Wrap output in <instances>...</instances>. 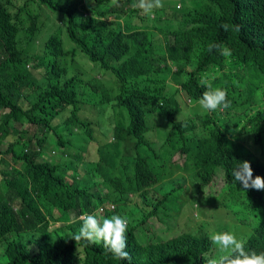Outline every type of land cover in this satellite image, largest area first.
Here are the masks:
<instances>
[{"label": "trees", "instance_id": "1", "mask_svg": "<svg viewBox=\"0 0 264 264\" xmlns=\"http://www.w3.org/2000/svg\"><path fill=\"white\" fill-rule=\"evenodd\" d=\"M77 1L87 13L67 0H0V264H129L102 242L75 241L88 214L127 219L131 264H201L206 247L198 235L144 245L136 234L140 227L147 236L159 212L182 210L169 201L181 185L203 212L202 188L218 170L223 187L206 203L221 199L250 221L245 249L264 252V190L244 189L232 175L247 160L253 178H264V0H188L170 13L162 8L163 18L135 8L132 16L133 0ZM218 2L230 14L211 10ZM44 8L66 16L72 58L79 51L111 74L110 94H92L99 87L66 66L61 39L51 36L42 52L27 53ZM213 44L231 56L208 51ZM202 80L226 89L231 106L203 110ZM97 115L110 120L100 137L105 125ZM152 120L162 144L147 135L155 133ZM72 135L83 145L65 153ZM46 142L57 160L44 155ZM176 153L183 166L171 161Z\"/></svg>", "mask_w": 264, "mask_h": 264}, {"label": "rangeland", "instance_id": "2", "mask_svg": "<svg viewBox=\"0 0 264 264\" xmlns=\"http://www.w3.org/2000/svg\"><path fill=\"white\" fill-rule=\"evenodd\" d=\"M60 3H64L65 0H54ZM68 3H79V10L82 12L87 13L85 7L77 0H67ZM201 2L198 1L197 4ZM177 3V4H176ZM179 3V4H178ZM131 9L135 8L137 9L138 13L145 14L141 8L138 6V0H133L132 3H130ZM178 5H181L182 7L190 6L188 3V0H163V7L165 8L167 13H170L172 11L171 8H174ZM162 8L154 9L150 17L153 15L164 17V12ZM159 9V10H158ZM184 9V8H183ZM158 10V11H157ZM211 10L219 13L228 15L230 14V11L225 10L223 5L218 2L217 4H214L211 8ZM137 11L129 10L130 14L132 16L138 14ZM157 11V12H156ZM156 12V14H154ZM39 18L36 22L37 25V31L35 34V37L33 41L30 43L27 49V53L30 55L32 53H40L42 52L44 48L45 41L50 38L51 36H54L58 39H61L62 41V47L64 51L66 52V66L73 72L77 74H82L83 77L87 80H91L93 84L97 85L99 89H97L96 92H92V94L100 95L101 91H106L109 93L105 88H107L110 85V82L112 80V76L109 72H106L102 70L97 64L89 61L82 53L77 51L75 53L74 58H72V51L76 48L75 42L68 37L67 33L65 32V20L66 16L63 14H60L59 12H55L50 10L49 8H44L39 10ZM181 13V12H178ZM101 18V17H98ZM176 22V21H174ZM176 25V24H175ZM170 42H172V39L170 38ZM32 65V62L30 63V66ZM110 94V93H109ZM63 112H68V110H65ZM99 119L103 120V124L105 126H99V130L97 132V137H100L103 134H106L109 131V122L110 120H105L102 116H96ZM153 127L151 132H155L153 135H148L151 139L155 137L157 140H160L162 144L163 137L160 133L161 128L158 127L155 124V120H152L148 123V126ZM228 139H230L228 137ZM7 141L3 140L2 145H6ZM70 147H67V153L73 154L75 151H80V146L83 145V142L81 140L80 135H72L70 143H68ZM46 150L44 155L49 157V159L57 160L59 157H52L56 156L59 152L54 150L56 148H53L51 143L46 142ZM87 146V145H86ZM2 149V147H1ZM76 149V150H75ZM55 151V152H54ZM51 153V155H50ZM115 159L114 161H116ZM172 162L178 163L180 166H183L184 164V156L182 154H174L171 158ZM192 186V184L190 183ZM188 185H181L178 187L169 197V201L176 199L177 197L180 199L179 204L180 208L182 209L180 212V215L178 217H168L165 212L161 211L158 213L157 217L155 219H150L149 223L151 224L152 228L151 231L157 233L155 235L153 233L151 242L157 243V242H164V243H171V242H180L183 240H186L190 236H196L201 234L202 232H206L209 236L214 235L216 233H222V232H231L235 233L238 238H241L243 240H246L249 233L252 231V225L250 224V221L246 220L245 223L241 222L240 219L233 214V212L228 209L226 206H223V202L221 199L218 201V203H206V199L209 197V192H212L214 194H218L222 187H223V177L220 170L217 171L215 176L213 177V180L209 183L207 188H202L203 193V212L196 209V206L198 204L197 200H193L190 197H188L186 188ZM183 192L187 198L188 203L184 205V197H179V195ZM261 200L264 203V194L261 197ZM201 202V201H200ZM193 204V205H192ZM192 205V206H191ZM242 207L241 204H238V208ZM184 214H188L186 224H183V219L180 218V216H183ZM247 223V224H246ZM179 228H177V226ZM162 228V229H160ZM129 229V226H128ZM137 236H140L139 233H137ZM210 240V239H208ZM142 242L144 244H147L149 241L142 239ZM206 247V245H209L207 249L203 250V253L205 255L213 254L217 251V247L213 245L210 242H204L202 247Z\"/></svg>", "mask_w": 264, "mask_h": 264}, {"label": "clouds", "instance_id": "3", "mask_svg": "<svg viewBox=\"0 0 264 264\" xmlns=\"http://www.w3.org/2000/svg\"><path fill=\"white\" fill-rule=\"evenodd\" d=\"M112 2L114 5L118 6V0H112ZM134 6L141 8L145 14L151 15L154 9L163 7V0H138V5ZM221 27L225 31H228L230 26L228 24H222ZM214 48L217 49L222 56L229 57L232 54L229 48L217 44L209 45L208 51L211 52ZM201 84L207 89L202 93L198 100V104L203 110L207 112H215L217 110L227 109L231 106V101L227 98L226 89H212L208 86L207 80H202ZM63 152L67 153L66 151ZM232 175L235 178V181H240L242 183L244 189L254 188L256 190H264V178L258 175L253 178V169L250 162L247 160L241 162L237 168L234 169ZM174 200H176L180 208V199L177 197ZM215 203L220 204L218 200ZM179 213L180 209L172 216L178 217ZM167 216L172 217L170 215ZM156 217L154 216L151 219H155ZM81 220L82 227L80 228L79 233L73 236L75 241L84 239L94 245H98L102 242L107 253H110L113 258L126 260L131 264V256L129 252L126 251L128 221L125 217L112 215L110 218H105L101 222L97 216L88 214L81 217ZM151 228L152 226L150 224V233L145 236L143 235L142 229L139 227L137 233L140 235L138 237L141 239V242L142 239H145L149 241L147 243L149 244L153 233L157 235V233L151 231ZM198 236L202 237L204 242L211 241V243L217 247V251L213 254L205 255L202 252L203 260L201 264H264V252L256 253L255 251H247L245 249L246 241L238 238L235 233L222 232L209 236L206 232H202ZM208 246L209 245H206L205 249H207Z\"/></svg>", "mask_w": 264, "mask_h": 264}, {"label": "crops", "instance_id": "4", "mask_svg": "<svg viewBox=\"0 0 264 264\" xmlns=\"http://www.w3.org/2000/svg\"><path fill=\"white\" fill-rule=\"evenodd\" d=\"M62 223H60L59 221L55 223V226H59L61 225Z\"/></svg>", "mask_w": 264, "mask_h": 264}]
</instances>
